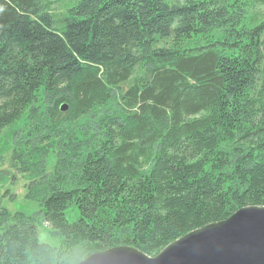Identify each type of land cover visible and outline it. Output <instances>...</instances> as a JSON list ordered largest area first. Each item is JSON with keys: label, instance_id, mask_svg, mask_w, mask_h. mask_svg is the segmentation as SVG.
<instances>
[{"label": "trees", "instance_id": "1", "mask_svg": "<svg viewBox=\"0 0 264 264\" xmlns=\"http://www.w3.org/2000/svg\"><path fill=\"white\" fill-rule=\"evenodd\" d=\"M45 4L0 0V135L42 91L54 96L52 126L89 127L106 111L75 193L60 172L46 175L30 136L12 156L34 176L28 198L45 185L38 219L61 238L46 264H69L85 245L111 249L121 234L154 257L232 206L264 207V14H251L264 0H78L64 17ZM227 140L242 152L235 168ZM9 215L0 206V264H45L37 227Z\"/></svg>", "mask_w": 264, "mask_h": 264}, {"label": "rangeland", "instance_id": "2", "mask_svg": "<svg viewBox=\"0 0 264 264\" xmlns=\"http://www.w3.org/2000/svg\"><path fill=\"white\" fill-rule=\"evenodd\" d=\"M76 1L78 0H46L45 5L50 7V12H58L57 14L64 17L66 16L63 15L65 10L73 6ZM251 14L263 15L264 7L257 6L253 8ZM38 99V104L26 113L25 118L9 131H5L0 135V206L9 212L10 217L18 215L20 220L23 219L27 221L28 225L31 226L33 224L37 227L38 241L46 245L45 247L43 246L44 251H40V255L37 256L40 260H46V264L49 263L47 261H50L49 256L59 246L61 238L51 233L48 226L42 224L38 219V211L41 207L39 201L42 199L41 194L44 192L45 185L34 182L35 198H33L34 200L28 198V186L32 182L30 179L34 176H23L15 167H12V165L10 167L12 156L19 154V151L23 150L22 145L26 137L30 136V143L32 144L30 152L36 154V160L40 162V166L46 175L55 183L56 174L60 172L62 176L61 184L63 182L64 190L75 193L77 189L75 177L78 173V167L82 164L84 158L91 155V153H88V149L91 148L93 151L96 142V136L92 133L93 130H96L94 122L104 116L106 111L95 110L89 117L93 122L89 123V127H85L82 123L83 121L78 122L75 126H67L62 122H57L55 126H52L50 119L53 115L55 120L58 117L52 112L54 96L42 91ZM62 106L59 108L62 109ZM109 108L115 109L114 106ZM29 121L30 126L27 128ZM34 129L38 130L37 133L33 131ZM53 130H57L59 134L53 136ZM229 139L232 140V138ZM45 140H50V143H45ZM224 146H227L232 151L230 154L233 156L231 167L235 168L237 159L241 157L242 152L233 149L235 147L229 140L226 141ZM225 177L228 183H226V189L230 192L232 189V171H228ZM33 180L37 181L38 179ZM236 209V206L229 208V214H233ZM65 218L69 223H73L79 218L78 210L74 204L67 209ZM125 237L126 235L121 234L115 247H126L123 243ZM104 251L106 250L98 245H85L74 252V258L69 264H78L88 256ZM27 264L35 263L33 260H29Z\"/></svg>", "mask_w": 264, "mask_h": 264}, {"label": "water", "instance_id": "3", "mask_svg": "<svg viewBox=\"0 0 264 264\" xmlns=\"http://www.w3.org/2000/svg\"><path fill=\"white\" fill-rule=\"evenodd\" d=\"M78 264H264V207L240 208L225 220L184 235L154 257L114 247Z\"/></svg>", "mask_w": 264, "mask_h": 264}]
</instances>
